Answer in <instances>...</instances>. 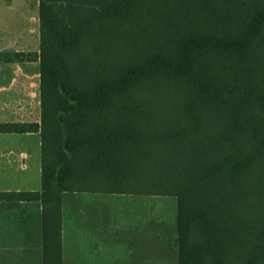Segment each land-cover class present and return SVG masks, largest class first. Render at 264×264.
<instances>
[{
    "label": "trees",
    "instance_id": "trees-1",
    "mask_svg": "<svg viewBox=\"0 0 264 264\" xmlns=\"http://www.w3.org/2000/svg\"><path fill=\"white\" fill-rule=\"evenodd\" d=\"M43 264L64 192L176 198L178 264H264V0H38ZM24 56V53H17ZM0 53V63L10 61Z\"/></svg>",
    "mask_w": 264,
    "mask_h": 264
},
{
    "label": "crops",
    "instance_id": "crops-1",
    "mask_svg": "<svg viewBox=\"0 0 264 264\" xmlns=\"http://www.w3.org/2000/svg\"><path fill=\"white\" fill-rule=\"evenodd\" d=\"M13 1L3 0L6 7H11ZM18 151L10 147L0 153ZM27 159V154L25 159L21 157L24 160L21 167L15 165L14 158L0 163L1 193L40 192L41 163L31 177L22 181L18 178L20 172L27 171ZM139 198L119 193H62L61 264H171L172 257L174 264H178L177 246L171 241L177 236V217L175 234L170 219L165 224L172 237L168 241L157 240L161 230L148 229L153 216L148 214L145 203L141 206ZM162 218L159 217V225ZM0 264H43L40 200H19L13 195L0 197Z\"/></svg>",
    "mask_w": 264,
    "mask_h": 264
},
{
    "label": "rangeland",
    "instance_id": "rangeland-1",
    "mask_svg": "<svg viewBox=\"0 0 264 264\" xmlns=\"http://www.w3.org/2000/svg\"><path fill=\"white\" fill-rule=\"evenodd\" d=\"M12 3L11 7H6L3 0H0V53L8 54L11 58L9 62L0 63V123L39 124V61L36 59L39 53L38 0H14ZM17 53H24V56H18ZM10 147L19 151L17 154L0 153V163L11 162V158H14L15 165L21 167L24 161L21 157L25 159L27 154V171L20 172L18 178L22 181L25 177H31L34 170L40 167L39 133H11L10 136L0 134V152ZM39 178L38 176V185ZM138 196L141 206L145 203L148 214L153 216L148 229L159 228L162 235L158 236L157 240L168 241V238L172 237L171 229H167L165 223L172 219L174 235L176 198ZM161 216L162 224L159 225ZM171 241L177 246L175 236ZM170 263L174 264V257L170 259Z\"/></svg>",
    "mask_w": 264,
    "mask_h": 264
}]
</instances>
